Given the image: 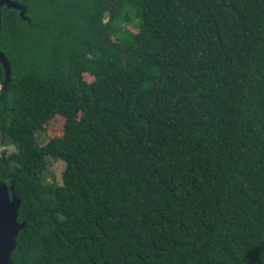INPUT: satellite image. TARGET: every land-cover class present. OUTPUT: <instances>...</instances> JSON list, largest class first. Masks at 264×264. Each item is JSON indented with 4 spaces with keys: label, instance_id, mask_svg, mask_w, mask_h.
Listing matches in <instances>:
<instances>
[{
    "label": "trees",
    "instance_id": "obj_1",
    "mask_svg": "<svg viewBox=\"0 0 264 264\" xmlns=\"http://www.w3.org/2000/svg\"><path fill=\"white\" fill-rule=\"evenodd\" d=\"M15 1L12 264H264V0Z\"/></svg>",
    "mask_w": 264,
    "mask_h": 264
},
{
    "label": "water",
    "instance_id": "obj_2",
    "mask_svg": "<svg viewBox=\"0 0 264 264\" xmlns=\"http://www.w3.org/2000/svg\"><path fill=\"white\" fill-rule=\"evenodd\" d=\"M13 8L18 11L22 20L29 22L26 15V6L15 0H0V28H1V8ZM0 63L4 68V81L1 87L5 88L10 82V64L0 50ZM14 179L11 184L0 181V264H12L11 254L16 246V238L20 230L26 226V220L18 221V210L21 199L14 189Z\"/></svg>",
    "mask_w": 264,
    "mask_h": 264
},
{
    "label": "rangeland",
    "instance_id": "obj_3",
    "mask_svg": "<svg viewBox=\"0 0 264 264\" xmlns=\"http://www.w3.org/2000/svg\"><path fill=\"white\" fill-rule=\"evenodd\" d=\"M132 31H136L134 27H130ZM84 78L88 81L92 79V77L88 74L84 75ZM38 143L41 145H44L46 142V137L42 133H38ZM16 152V147L12 144L6 143L5 138L0 136V157L4 153L5 157H7L9 154ZM47 168L50 171L51 175H45L48 182H52L54 180L55 182L61 183L62 182V172L65 168V165L62 161H58L52 158L47 159ZM52 176V177H51Z\"/></svg>",
    "mask_w": 264,
    "mask_h": 264
},
{
    "label": "flooded vegetation",
    "instance_id": "obj_4",
    "mask_svg": "<svg viewBox=\"0 0 264 264\" xmlns=\"http://www.w3.org/2000/svg\"><path fill=\"white\" fill-rule=\"evenodd\" d=\"M1 136V135H0ZM13 145V144H12ZM11 154H13V153H11ZM11 154H9V155H11ZM9 155L7 156V157H5V154L3 153L2 155H1V157H0V162L1 161H4V160H9L8 158H9ZM9 163H10V160L5 164V166H4V168L3 169H5V173H6V176H8V178L10 179V183L9 184H11V181H12V179H14L15 178V174H11V172L9 171ZM4 177V176H3ZM2 181V180H1Z\"/></svg>",
    "mask_w": 264,
    "mask_h": 264
}]
</instances>
